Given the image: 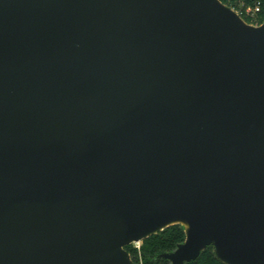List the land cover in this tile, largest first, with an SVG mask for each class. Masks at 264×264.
<instances>
[{"label":"water","instance_id":"1","mask_svg":"<svg viewBox=\"0 0 264 264\" xmlns=\"http://www.w3.org/2000/svg\"><path fill=\"white\" fill-rule=\"evenodd\" d=\"M264 264V22L222 0H0V264Z\"/></svg>","mask_w":264,"mask_h":264},{"label":"trees","instance_id":"2","mask_svg":"<svg viewBox=\"0 0 264 264\" xmlns=\"http://www.w3.org/2000/svg\"><path fill=\"white\" fill-rule=\"evenodd\" d=\"M228 6L243 10L248 5H254L256 0H222ZM242 1L245 2L242 5ZM261 2V11L256 19L245 13L240 15L251 24H262L264 22V0ZM186 239L185 227L182 224L171 225L164 230L145 238L140 246L134 243L128 244L125 248L129 251L136 264H171L170 260L163 256V253L174 251L178 245ZM186 264H225L215 254L213 245L207 246L200 256Z\"/></svg>","mask_w":264,"mask_h":264},{"label":"built area","instance_id":"3","mask_svg":"<svg viewBox=\"0 0 264 264\" xmlns=\"http://www.w3.org/2000/svg\"><path fill=\"white\" fill-rule=\"evenodd\" d=\"M245 2L242 1V5H244ZM261 2L259 0H256L254 5H248L246 6L243 10L241 9V11L238 9L236 10L239 14L240 12L245 13L248 16H251L252 18L256 19L259 15V12L261 11ZM234 9V8H233ZM140 246V245H137Z\"/></svg>","mask_w":264,"mask_h":264},{"label":"bare ground","instance_id":"4","mask_svg":"<svg viewBox=\"0 0 264 264\" xmlns=\"http://www.w3.org/2000/svg\"><path fill=\"white\" fill-rule=\"evenodd\" d=\"M135 243H137V244H141V241H138V242H135Z\"/></svg>","mask_w":264,"mask_h":264},{"label":"rangeland","instance_id":"5","mask_svg":"<svg viewBox=\"0 0 264 264\" xmlns=\"http://www.w3.org/2000/svg\"><path fill=\"white\" fill-rule=\"evenodd\" d=\"M141 243H142V242H141ZM134 244H135L136 246H137V245H141V244H137V243H134Z\"/></svg>","mask_w":264,"mask_h":264}]
</instances>
